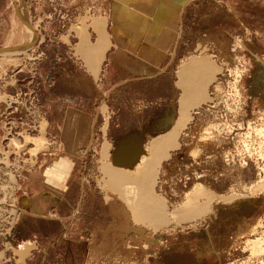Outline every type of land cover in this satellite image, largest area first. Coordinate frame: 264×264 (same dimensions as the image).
I'll return each instance as SVG.
<instances>
[{
  "label": "rangeland",
  "instance_id": "1",
  "mask_svg": "<svg viewBox=\"0 0 264 264\" xmlns=\"http://www.w3.org/2000/svg\"><path fill=\"white\" fill-rule=\"evenodd\" d=\"M33 1L8 0L16 16L15 35L23 39L0 45V264H16L14 261L22 259L26 245L21 239L26 235L54 231L51 222H19L17 205L18 197L28 192V176L62 149L48 126L42 96L51 84L53 68L62 66L63 59L49 58L47 49L31 47V37L35 32L39 34L35 27L37 14L39 10L47 13L50 8L48 0H40V9ZM53 1L62 5L65 0ZM26 13L27 24L21 18ZM186 25V37L196 42L195 50L214 61L215 72L223 70L218 78L213 77L206 93L202 89L199 102H206L196 113L186 111L188 120L181 116L180 108L177 120L162 133L168 125L143 127L141 118L150 105L135 107V102L143 95L156 98L173 84L186 86L188 61L177 67V84L174 73L157 75L147 85L98 82L91 106L94 137L84 149L77 184L61 214L65 225L63 240L57 243L61 254L56 257L52 251L33 252L25 264H79L84 245L89 250L97 242L111 246V239L115 246L118 243L117 250L87 254V264L256 263L243 241L261 236L264 230V0L200 1L199 9L186 15ZM66 37L71 47L72 37ZM71 59L77 71H85L74 56ZM194 59L204 61L207 69L205 60ZM172 64L174 67L178 62ZM179 72L184 74L183 83ZM177 123L179 146L170 149L161 161L153 186V196L163 202L166 220L154 228L148 219H132L124 198L126 185L111 184L104 163L113 164L111 155L116 150L110 141L123 148L118 140L130 137L133 162L110 166L127 175L133 173L142 157H150L151 143ZM99 135L109 143L104 142L101 149L93 142ZM13 139H17L15 144ZM198 187L202 192L195 199ZM187 192L189 200L205 207L206 212L195 219H172L171 214L183 204ZM248 226L256 228V235H250ZM71 239L75 240L72 249L76 250H72L69 263L64 262V257H69L64 254L65 247L69 248L64 243ZM41 245L46 246L44 242Z\"/></svg>",
  "mask_w": 264,
  "mask_h": 264
},
{
  "label": "crops",
  "instance_id": "2",
  "mask_svg": "<svg viewBox=\"0 0 264 264\" xmlns=\"http://www.w3.org/2000/svg\"><path fill=\"white\" fill-rule=\"evenodd\" d=\"M200 1L209 0H65L62 6L73 14L74 20L68 26L69 36L73 40L71 47L67 45L66 35L63 34L57 39L48 34L47 31L50 29L56 30L58 22L56 17L37 28L39 34L35 32V36L31 37V47L47 49L49 58L63 59L62 66L53 68L51 84L42 96L48 126L61 142L62 149L45 159L38 169L28 176L26 182L28 192L17 199L20 209L19 222L30 219L51 222L54 231L51 233L44 231L43 234L33 231L22 238L26 251H23L21 260L14 261L16 264H25L29 254L33 252L52 251L56 257L61 254L57 246L64 237L65 225L61 221L64 216L61 214H64L69 194L77 184L82 154L86 153L84 149L92 143L94 137L90 129L93 124L91 106L98 82L120 84L131 81L132 84L147 85L150 79L156 78L157 75L174 73L177 84V67L181 62L188 61L189 71L187 70L186 79L189 82L186 86L180 87L174 84L167 86L164 93L156 98L143 95L148 98L150 105L141 118L143 127L157 128L168 125L162 133L168 131L172 122L177 120L180 108L185 112H192L206 102H199L203 92L197 91L192 83L200 77L204 82V78L210 74L216 77V66L212 59L213 62L195 50L196 42L193 43L186 37L189 30L186 25V15L197 11ZM33 4L38 9H40L39 5H42L40 0H34ZM47 6L49 8V4ZM88 8L95 12L90 18L85 16ZM49 10L50 8L47 13ZM39 12L37 16L45 21L47 13L41 10ZM15 17L8 0H0V45L10 40L23 39V36L15 35L17 32ZM21 18L27 24L25 22L27 13L25 18L22 16ZM43 40L44 42L41 43ZM185 49L190 51H184ZM72 56L84 66V72L76 70ZM191 58L205 60L207 69L200 70L193 67L194 61L199 59L191 60ZM173 62L178 64L172 67ZM207 73L208 75L205 76ZM196 102H199L198 105L193 106ZM177 125L179 124H175L176 131L179 134L180 129ZM175 126L169 131L170 133L175 130ZM93 142H96L100 149L104 142L108 143L100 135ZM130 142V137L124 139L121 137L118 144L123 145V148H118L114 145V141H110L116 150L111 155L113 163L116 154L119 153H123L130 164L133 162ZM79 239L84 238L80 236ZM70 241L68 244L63 242L64 246H69L64 249V254L69 256L64 257V262L69 263L72 261L73 251L76 250L72 249V242L75 240ZM43 242L46 246L41 245ZM114 243L112 239L111 246L108 243L97 242L92 244L95 245L92 250L84 245V249L79 252L81 255L79 264H87V254L99 250H102L101 253L117 250L118 243L116 246ZM107 246H110V249L104 250Z\"/></svg>",
  "mask_w": 264,
  "mask_h": 264
},
{
  "label": "bare ground",
  "instance_id": "3",
  "mask_svg": "<svg viewBox=\"0 0 264 264\" xmlns=\"http://www.w3.org/2000/svg\"><path fill=\"white\" fill-rule=\"evenodd\" d=\"M203 62L204 61L196 60V61H194V64H192V65H193V67H195L197 69L205 70L206 66L203 64ZM185 67L186 66L184 65V69H185ZM183 71L184 70L182 69L181 72H183ZM181 72H179V74H180L179 78H182L180 80H182L181 82L183 83L184 74H182ZM203 72H205V71H202V73ZM206 72H207V70H206ZM183 73H185V72H183ZM207 75H208V73L205 76H207ZM201 76H202V74H201ZM207 77L204 78L205 79L204 82H203V80H201L202 79L201 77L196 80V83L194 81L195 87L194 86L193 87L195 89H198V90H201V91L203 89V92L206 93L205 90L207 88V83L209 81H213L214 80V78H213L214 75L210 74ZM185 79H186V76H185ZM185 83H187V82H185ZM194 83H192V84H194ZM183 86H185V85H183ZM192 92H194V91H192ZM182 104H184V103H182ZM186 105H187V102H186ZM195 105H198V103L193 104V106H195ZM180 111H181V114H182L181 116H184V118L186 120L190 119L188 117L189 115H187L188 113L186 114V112L183 111L182 109ZM207 128H209V127H207ZM259 131L263 132V130H261V129ZM256 133H258V132H256ZM177 137H178V132H176L175 130H172L171 133L169 132L166 135L160 136L159 138L155 139L151 143V146H150V157L149 158L142 157L139 160V164L137 166V170H135L133 173H131L129 175H127V173H125V172L121 173L119 170L117 171V170H114V169L111 168V166L120 165V164H129L130 163V161L125 159L126 157H124L123 153L116 154V156L114 155L115 156L114 163L110 164L111 166L109 164H107V163H104V171H105L104 173L107 174L109 182L111 184L123 183V184L126 185V186H124L125 187L124 191H125L126 197H124V192H122V193H123V197L126 199V202L129 205V207H130V210H131V213H132L131 215L133 217L132 219H134L136 221H141L143 218H145V220L148 219L150 225H153L154 228H158L163 223H165L164 221L166 219H164V218H166L165 217L166 215H165L164 210H163V206H164V205H162L163 202L159 201L160 199L156 200L155 197L153 196L154 195L153 186H154V183L156 182L157 174L159 173V168H160V165H161V161L168 157V155H169L168 151L170 149H175V148H177L179 146V143L177 141ZM12 141L15 144V142H17V139H13ZM35 141L36 140H34V142ZM105 148H107V147H105ZM191 152L195 153L196 152V148L194 149V147H192ZM259 182H260V180H259ZM196 185H198V184L196 183L195 186ZM199 185L201 186V184H199ZM199 187H198L197 193H195V196H193L194 198L197 195L199 196V194H200L199 192H202V191H200L201 189ZM261 187H262V185H261ZM188 194H189V192H187L185 194L186 198H185V201L183 202V204L180 205L179 208L175 209L173 211V213L171 214L172 219H174V220H182V219H185V218H187V219L188 218L189 219H195L197 217H200V215H202L203 213L206 212L205 211V207H201V206H200L201 208L197 207V203H195V201L192 202L193 201L192 199H191L192 201L189 200V197L187 196ZM201 195H202V193H201ZM189 196H191V195L189 194ZM204 196H205V194H204ZM199 198H200V196H199ZM195 199H197V198H195ZM192 203H194V204L192 205ZM194 205H196V206H194ZM166 222L168 223V221H166ZM248 228H251V229H249L250 230V235H256V233H255V229L256 228L254 229V227H252V226H248ZM262 229H264V226H262ZM260 234H261V236H259V237L254 236L252 239L246 237L245 240L243 241L245 244L249 245L250 250H251L249 252L252 253V255H250V256H253V258L256 259V263L255 264H264V230H262ZM24 250H26V249H24ZM248 263H249V261H248ZM241 264H247V261H243Z\"/></svg>",
  "mask_w": 264,
  "mask_h": 264
},
{
  "label": "built area",
  "instance_id": "4",
  "mask_svg": "<svg viewBox=\"0 0 264 264\" xmlns=\"http://www.w3.org/2000/svg\"><path fill=\"white\" fill-rule=\"evenodd\" d=\"M217 1H222V0H217ZM48 4L50 6V10L46 14L45 21L43 20V18H38V21L36 22L35 27L40 28V27H42L44 22L47 24L48 23L47 21H49V19L51 20V19H54L56 17L58 24L56 26V30L55 29L49 30L50 35L53 38H57V39L59 38L60 35L62 36L63 34L68 36V34L70 32V30L68 29V26L74 22L73 14H71L68 10H66L65 7H63L62 5L54 3L53 0H48ZM94 14H95V12H93V10H91L89 8L86 9V11H85L86 18H90ZM34 23H35V21H34ZM61 30H62L63 34L60 33ZM222 72H223V70L218 72L216 74V78H218L217 75H222ZM147 104H149V100L145 96H142L136 100L134 106L135 107H144ZM196 112H197L196 109L192 111V113H196ZM17 186H18V184H17ZM112 264H114V263H112Z\"/></svg>",
  "mask_w": 264,
  "mask_h": 264
}]
</instances>
